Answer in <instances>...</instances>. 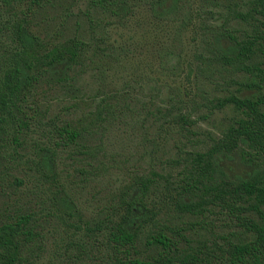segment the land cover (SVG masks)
<instances>
[{
  "label": "rangeland",
  "instance_id": "1",
  "mask_svg": "<svg viewBox=\"0 0 264 264\" xmlns=\"http://www.w3.org/2000/svg\"><path fill=\"white\" fill-rule=\"evenodd\" d=\"M149 2L131 6L126 18L115 23L91 0H48L30 7L0 0V69L14 62L19 23L24 35L35 38L27 54L32 62L38 59L32 69L39 68L38 81L23 104L31 118L29 133L17 153L14 145H0V212L28 206L41 213L50 206L55 186L64 188L83 220L101 218L138 178L171 172L169 160L176 157L177 148L190 143L189 134L173 119L180 111L195 120L190 130L199 143L207 142L230 116L228 110L203 108L224 92L221 77H230L229 72L220 76L222 69L215 63H202L203 38L223 27L248 37L251 29L238 21L225 25L224 11L213 6L214 0H182L184 9L165 15L153 13ZM73 39L89 45L84 61L66 71L68 87L56 86L54 77L65 73V65L48 66L45 54ZM102 99L114 117L99 126L92 114ZM197 103L199 112L193 110ZM67 121L90 126L83 140L85 152H59L51 164L54 180L50 181L32 162L39 145L50 141L54 125ZM218 165L230 178H248L255 169L242 163L239 151L221 157ZM43 216L46 244L37 264H105L91 247L81 259L66 262L65 245L77 238V231ZM210 220L213 229L222 226L215 217ZM200 233L207 235L205 230Z\"/></svg>",
  "mask_w": 264,
  "mask_h": 264
},
{
  "label": "trees",
  "instance_id": "2",
  "mask_svg": "<svg viewBox=\"0 0 264 264\" xmlns=\"http://www.w3.org/2000/svg\"><path fill=\"white\" fill-rule=\"evenodd\" d=\"M7 1L30 7L48 0L2 3ZM142 1L91 0L115 23ZM149 1L153 13L165 15L184 9L182 0H171L170 5L169 0ZM220 1L214 0L213 6L224 11V24L245 23L252 34L239 37L223 27L209 29L203 38L202 63L220 66V76L230 73V77H221L225 81L222 95L203 106L209 112L230 113L216 133L199 143L190 130L195 120L180 111L173 119L189 134L190 143L177 148L176 157L169 160L171 172L165 177L152 173L138 178L101 218L83 220L64 188L55 186L48 198L50 206L41 213L28 206L0 212V264L38 263L46 244L42 214L83 233L76 232L77 238H70L65 245L66 262L81 259L91 247L105 264H264V0ZM16 35L20 50L13 54L14 62L0 69V145H14L15 153L30 131L31 118L23 104L38 81L39 69H32L38 59L32 62L27 54L35 38L24 35L20 23ZM223 40L226 46L221 44ZM88 46L73 39L45 54L48 66L65 65V73L54 77V85L68 87L66 71L84 61ZM246 92L251 93L243 95ZM197 104L195 112L200 110ZM92 116L102 126L114 117L113 109L102 99ZM90 130L81 123L55 124L50 141L39 145L37 160L26 163H34L43 178L53 181L51 164L59 152H85L83 140ZM236 151L242 163L255 167L248 178H230L218 165L221 157L230 158ZM211 217L222 222L218 230L211 227ZM200 230L207 235L201 236Z\"/></svg>",
  "mask_w": 264,
  "mask_h": 264
}]
</instances>
